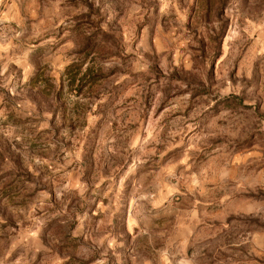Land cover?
<instances>
[{
	"label": "rangeland",
	"instance_id": "rangeland-1",
	"mask_svg": "<svg viewBox=\"0 0 264 264\" xmlns=\"http://www.w3.org/2000/svg\"><path fill=\"white\" fill-rule=\"evenodd\" d=\"M0 264H264V0H0Z\"/></svg>",
	"mask_w": 264,
	"mask_h": 264
},
{
	"label": "trees",
	"instance_id": "trees-1",
	"mask_svg": "<svg viewBox=\"0 0 264 264\" xmlns=\"http://www.w3.org/2000/svg\"><path fill=\"white\" fill-rule=\"evenodd\" d=\"M221 12V11H219ZM91 72L90 68H87L84 72H83V75L81 78H79V84L76 85L77 86V92H80V90L83 88V86L85 85V83L88 81V78L91 77V76H94V75H89ZM39 76L40 74L37 73L35 74L33 77L30 78V80L25 83L24 85H29L30 88L28 89V92L31 93L33 92L32 91V88L34 87V85L38 84V80H39ZM89 76V77H88ZM68 80L70 82V85L74 84L75 80H76V77H75V74H70L69 77H68ZM31 84L33 87H31ZM37 86V85H36ZM38 89V88H37ZM40 94L41 93V90L38 89L37 93L36 94Z\"/></svg>",
	"mask_w": 264,
	"mask_h": 264
}]
</instances>
